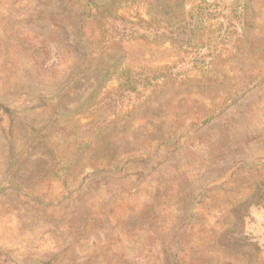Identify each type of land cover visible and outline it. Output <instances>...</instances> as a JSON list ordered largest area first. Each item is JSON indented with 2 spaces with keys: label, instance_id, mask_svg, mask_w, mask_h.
I'll list each match as a JSON object with an SVG mask.
<instances>
[{
  "label": "rangeland",
  "instance_id": "374dc122",
  "mask_svg": "<svg viewBox=\"0 0 264 264\" xmlns=\"http://www.w3.org/2000/svg\"><path fill=\"white\" fill-rule=\"evenodd\" d=\"M178 259L264 264V0H0V264Z\"/></svg>",
  "mask_w": 264,
  "mask_h": 264
},
{
  "label": "trees",
  "instance_id": "16d2710c",
  "mask_svg": "<svg viewBox=\"0 0 264 264\" xmlns=\"http://www.w3.org/2000/svg\"><path fill=\"white\" fill-rule=\"evenodd\" d=\"M215 5L217 6L218 4H215ZM207 12H208V11H207ZM207 16H213V17H214V13H212V14H211V13H210V14L208 13ZM228 25H229V23H228ZM192 32H193V31H192ZM150 80H151V81H154V80H156V78H150ZM134 90H135V87H132V92H133ZM13 144H14V143H13ZM11 146H12V144H11ZM183 263H184V260L182 261V264H183ZM175 264H181V263H180V260L178 259L177 262H176Z\"/></svg>",
  "mask_w": 264,
  "mask_h": 264
}]
</instances>
